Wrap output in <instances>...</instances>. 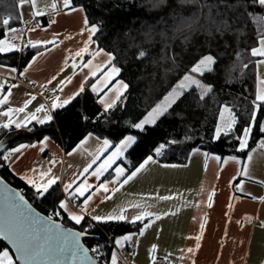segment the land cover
I'll return each mask as SVG.
<instances>
[{
  "label": "crops",
  "instance_id": "0c3cea01",
  "mask_svg": "<svg viewBox=\"0 0 264 264\" xmlns=\"http://www.w3.org/2000/svg\"><path fill=\"white\" fill-rule=\"evenodd\" d=\"M58 7L61 9L59 12H50L46 9L49 14L42 17H33L31 15L33 9L30 5L25 4L20 7V25L29 26V30L35 28V31L28 30L25 39L22 32V49L32 48L30 45L26 46L29 39L55 40V43L36 48V53L25 67L33 57H37L36 63L24 75L20 72L25 67L22 69L6 65L0 67V83L7 82L4 94H7L10 85H17L11 88L9 102L0 106V112L6 111L8 107H23L26 101H30L23 113L12 115V119L20 123L21 127H16V123H13L8 127L11 130L51 122L54 112L66 106L52 108V102L57 96L62 102L77 92L85 73L89 74L85 86L89 84L90 92L104 110V105L100 103L101 98L107 102L114 97L116 88H119L117 81L121 80L120 73L112 78L106 87L98 83V92L91 90V84L103 81L110 66L102 68L95 77L91 76L89 68L81 71L78 67H72L73 62L76 64L87 62L91 59L89 53L99 47L95 42L89 45V53L69 59L88 39L87 31L80 35L81 30L85 28L84 22L87 18L84 10L79 6H74L76 11L63 9L62 4ZM43 19H46L47 24H43ZM51 20L56 22L49 26ZM16 29V33L21 34L22 29L18 27ZM92 39L94 40V36ZM39 52H44V55L38 56ZM257 58V61L264 59V57ZM105 59L103 55L97 57L92 67ZM10 68H16L17 71L10 72ZM69 78H71L70 83L67 82ZM259 79H264V64L257 65V88L264 87L259 85ZM62 81L65 83L61 84ZM61 87L63 91H60ZM110 88L113 89L112 92L108 91ZM127 90L128 88L121 89L123 92L121 99ZM41 104L45 105V109L37 113L36 109ZM32 113H35L37 119H44L45 122L38 123L37 119L26 120L25 117ZM47 115H51L52 119H45ZM7 122L8 117L0 115V124ZM127 136L116 144L108 140L110 146L100 152L87 173L83 172V168L91 163L97 150L102 148L103 141L107 140L93 134L86 135L68 152L49 135L30 142L21 141L6 152L5 155H8L13 149L24 146L20 152L6 161V165L15 176L30 187L32 186L27 183L25 176L39 182V172L51 169V174L59 177L53 187L59 185L64 194L63 199H67L68 193L63 191V187L73 179L76 182L73 185L75 188L85 179L90 185L115 179L117 167L125 168V175L130 173L122 160L136 142L125 149L123 155L103 175L100 177L91 175L116 151ZM245 169L248 171L247 176L243 175ZM109 187H118V190L107 194L101 190L100 194L94 196L88 205L89 214L85 215V220L81 224L69 221L81 226L86 220H92L91 216L119 214L121 209L125 210L124 214L129 218L126 222L129 223H132V217L142 210L151 211L161 217L160 219L145 218V221L147 220L145 223L151 221V226L144 230L143 235H139V231L116 236L113 255H116L117 261L123 259L128 264H162L160 260L167 256V264H264V137L244 160L223 158L201 150H195L185 164L162 163L153 157V160L149 161L127 184L122 187L119 185H109ZM104 195L109 198L103 199ZM162 196H171L173 199L167 201L158 199ZM83 199L84 197L78 196L74 201H70V208L79 212L80 207H83ZM137 203L141 208L132 206ZM57 211H61V214L68 218L67 213L60 210L59 206ZM110 221L117 220L106 222ZM127 235H131L132 239L124 241L122 238ZM197 236L200 237L199 241L196 240ZM117 240H121V243L117 244ZM197 243L200 245L199 248H196ZM188 248H193L194 251L188 253Z\"/></svg>",
  "mask_w": 264,
  "mask_h": 264
},
{
  "label": "trees",
  "instance_id": "16d2710c",
  "mask_svg": "<svg viewBox=\"0 0 264 264\" xmlns=\"http://www.w3.org/2000/svg\"><path fill=\"white\" fill-rule=\"evenodd\" d=\"M228 2L235 3L236 0ZM73 6L84 10L89 25H101L94 40L100 49L115 55L114 63L121 68L119 79L129 85L128 90L106 112L87 84L80 96L54 112L51 122L28 127L33 131L40 130V135L16 141L9 149L21 141L30 142L46 135L67 152L88 134L107 139L113 144L132 135L136 137V143L122 160L131 172L149 156L162 163L185 164L195 150L244 160L264 137V132L260 131V126L264 125L262 108L257 113V123L243 151L236 138L248 125L257 91L258 58L253 57L250 50L258 45L264 32L257 22L258 16L251 19L247 14L241 16L239 10L226 9L219 4V0H196L192 3L165 0L158 5L156 0H73ZM210 9L216 20L227 19L230 27L216 31L207 19ZM247 12L264 14V9L256 7L247 9ZM9 16L12 22L7 28L0 26V39L5 37L8 28L20 24L18 0H0V20ZM235 17H239V20ZM182 19L194 22L191 27L185 26L177 32L175 29L181 25ZM43 21V24H47L46 19ZM149 29L155 35L156 42L145 45L143 33ZM159 33H164L167 39H162ZM141 48L148 55L137 59ZM36 50L24 47L21 51L0 54V65L22 69ZM208 54L216 60L212 70L205 71L203 76L196 74L203 84L211 86L212 91L208 96L201 100L199 90L193 86L155 125H146L143 131L131 126L142 120L190 68ZM225 105L232 108L238 122L233 132L221 134L216 139L219 113ZM10 130L1 127L0 139ZM5 154L0 156L1 177L17 188L41 213L52 215L54 210L57 211L64 197L60 186L50 189V194L44 197L36 195L32 187L10 171L3 159ZM56 219L66 226L86 232L88 237L85 243L89 248L95 240H103L107 236L114 239L119 235L139 232L147 221H110L98 223L99 226L89 229L87 220L81 226H76L65 215L61 214ZM5 247L7 245L0 239V249Z\"/></svg>",
  "mask_w": 264,
  "mask_h": 264
},
{
  "label": "snow or ice",
  "instance_id": "6c2138e0",
  "mask_svg": "<svg viewBox=\"0 0 264 264\" xmlns=\"http://www.w3.org/2000/svg\"><path fill=\"white\" fill-rule=\"evenodd\" d=\"M165 0H156L157 5L164 3ZM185 3L196 2V0H183ZM19 6L27 4L30 5L33 9L31 15L33 17H42L50 12H59L61 9L58 5L62 4L63 9H69L71 11H76L77 9L73 6V0H18ZM219 4L224 5L226 9L231 10H239L241 12V16L247 14L250 19L259 17L258 23L261 24L262 29H264V14H258L255 12H247V9L251 8H262L264 9V0H236L235 3H229L228 0H219ZM40 5H43L42 7ZM49 10V11H46ZM217 15H220L217 12ZM210 24L214 25L216 31H222L224 29H228L230 27L227 19L216 20L212 14L211 9L209 10V15L207 17ZM237 21L239 17H235ZM12 22V17H5L0 20V26L7 28ZM55 20H51L49 26L52 23H55ZM194 21L185 22L183 19L181 21V25L178 26L175 31L180 32L183 30V27H191ZM85 28L81 30L80 35H83L85 31L88 32V39L85 42L84 46L80 48L78 51L73 53L72 57L69 59H74V57H81L85 53H89V45L95 43L92 39L93 36L96 35L101 30V25H89L87 19H85ZM11 32H16V28H9ZM29 31H35V28L30 29ZM162 39H167L164 33L158 34ZM17 39L13 37L12 39L3 38L0 39V54L11 53L14 51H19L20 49L17 47L15 43L12 41ZM156 42V37L153 35L151 29L143 33V43L145 45H151ZM55 43V40H31L27 41L26 46H31L32 48H38L42 45L46 46L48 44ZM137 47H140L137 45ZM167 47V45H165ZM251 55L253 57H264V32H262L259 40L258 46L253 47L250 50ZM44 52H39L38 56H43ZM91 59L87 60V62H82L81 64H76L73 62V68H80L81 71L85 68H89L91 70V76L95 77L97 72L100 71L104 67H109V72L105 73V77L103 81H97V83L91 84V90L93 92H98L99 89L97 84L100 83L102 86L106 87L111 79L115 76L119 75L121 72V68L117 67L114 63L116 57L113 53L107 52L104 49L97 48L95 51L89 53ZM103 55L106 59L100 63H97L93 68V61L96 60L97 57ZM148 52L141 48V50L137 53V59H143L147 57ZM37 57H33L32 61L20 72L21 75L27 73L36 63ZM67 62V61H66ZM216 63L215 58L211 55H205L194 66H192L188 73H186L180 81L165 95L160 103H157L150 111L147 112V115L140 120L138 123L131 125L135 129L143 131L145 125H155L157 120L169 113V109L176 104V102L185 94L186 91H190L193 86L195 89L199 90V98L203 100L206 96L211 93V86L205 85L202 83L200 79H197L193 74H199L203 76L205 71H211V65ZM264 64V59H260L257 61V65ZM0 67H4V65H0ZM247 67V64L244 65ZM10 72H16V68H10ZM89 78V74L85 73L84 79L81 82L79 89L72 96L65 98L62 102L60 101L59 96L55 98L52 102V108H60L71 102L76 96L80 95L85 90V84ZM68 83L71 82V78L68 79ZM5 83H7L5 81ZM5 83H0V106L7 105L9 102V96L11 95V88L17 87V85L12 84L9 86V90L7 94H4L5 91ZM65 82H61L64 84ZM119 88H116L114 97L107 102L104 98H101L100 103L104 105L105 111L107 112L111 109L117 101H120L123 92L121 89L126 90L129 85L125 83L123 80L117 81ZM259 85L264 86V79H259ZM115 87V86H113ZM60 91H63L62 87ZM112 92L113 89L110 88L108 90ZM107 95V93H105ZM35 99V97H32ZM30 101H26L23 107L12 108L8 107L6 111L0 112V115L4 117H8V122L4 124H0V127L8 128L13 123H16L15 120L12 119V115L15 113H23L25 108L27 107ZM253 109L251 112V117L248 122V125L243 127L242 134L236 137L239 140V148L243 151L247 145L248 140L251 136L253 127L257 123V113L264 108V87H258L255 93V99L252 101ZM45 109V105L41 104L36 112L39 113ZM225 113H227V118L225 117ZM26 120L37 119L35 113H32L30 116L25 117ZM47 120H51V115H47ZM219 119L223 122V124H218L215 130V137L219 139L221 136V132L223 131L224 135H228L233 132L234 126L238 122L237 115L233 112L232 108L225 105L223 109L219 113ZM38 123H44V119H37ZM16 127H21L20 123H16ZM260 131L264 132V125L260 126ZM136 142V137L132 135H128L124 140L121 141L120 145L116 148V151L113 152L103 164L99 166L95 171L91 173L94 177H100L103 173L111 167L115 161L123 155L125 149ZM110 146V142L108 140L103 141L102 148L97 150L95 157L86 167L83 168V172L87 173L89 169L92 167V164L95 163L96 158H98L100 152ZM24 146H21V148ZM21 148L13 149L8 155H5L3 159L8 161L12 155L21 151ZM157 152H160V149H157ZM219 160L220 157H214ZM153 157L149 156L143 163H141L135 170L131 171L127 175H125L126 169L123 167H117L115 169V179L106 180L97 185H90L85 179L83 182L78 184L75 188L73 185L76 183L75 179L64 184L63 191L68 193V198L63 199L59 202V209L64 213H67L68 219L73 221L75 224H81L82 221L85 220V215L89 214L88 205L92 201L93 197L100 194L101 190L104 194L109 192H115L118 190V187L110 188L109 185H119L122 187L124 184H127L130 180H132L144 167L152 161ZM54 163V162H53ZM175 167V165H173ZM33 171H36L33 169ZM243 175L247 176L248 171L245 169L243 171ZM40 180L39 182L36 179L28 178L25 176L24 178L27 180V183L30 184L36 191V195L44 197L50 194V189H52L53 185L57 184L59 177L51 174V169L47 171L39 172ZM123 177V179H120ZM92 189H95L92 191ZM86 193H89L86 195ZM79 197H84L82 203L83 207L76 205V207H80V211H73L69 206L70 201H74ZM109 198L107 195L103 196V199ZM160 200H170L173 199L171 196H162L158 197ZM135 208H141L140 204L132 205ZM211 206V205H209ZM148 207H152V205H148ZM124 209H121L119 214L108 215V216H91L92 220L95 221H108V220H117V221H126L128 220V216L124 214ZM61 216V211H55L52 215L42 216L39 213L35 212V210L31 207L27 200H25L24 196L20 193H13L11 189H8L4 195V208L0 210V236H3L4 239L9 240L12 245H14L16 253L15 256L11 253V251L5 247L0 249V264H16L17 260H23L25 264H49V261H52L55 264V257L58 255H62L66 252H70L74 257H83L88 258V249L84 248L80 244V237L86 235V232H72L71 230L64 229L63 225L57 222L56 217ZM155 217V219H160V215L153 213L151 211L142 210L139 214L132 217L131 222L136 223L144 222L145 218ZM151 226V221L149 223H143V228L140 230L139 235L144 234V230ZM203 228V225L201 226ZM67 233V235H65ZM71 241V247L65 243V241ZM124 241H128L132 239L131 235L124 236L122 238ZM200 237L197 236L196 240L199 241ZM54 241H57L54 243ZM117 244L121 243V240L116 241ZM199 243L196 244V248H199ZM153 250H155V246H153ZM93 252H97L98 249H92ZM183 251V250H182ZM194 251L193 248H188L187 252L192 253ZM167 256L165 259L167 260ZM180 259H184V257H180ZM111 264H117V257L113 255L111 258Z\"/></svg>",
  "mask_w": 264,
  "mask_h": 264
},
{
  "label": "water",
  "instance_id": "95a60500",
  "mask_svg": "<svg viewBox=\"0 0 264 264\" xmlns=\"http://www.w3.org/2000/svg\"><path fill=\"white\" fill-rule=\"evenodd\" d=\"M40 130H30L28 128H17L12 129L8 131L1 139H0V156L3 155L5 152L9 150V148L12 146L13 143L16 141L22 140V139H32L40 135ZM8 189H11L13 193H20L21 192L12 186L9 182H7L3 177L0 175V210H3L4 208V195L7 192ZM26 200V199H25ZM28 201V200H27ZM28 203L31 205V207L35 210V212L39 213L42 216H46L45 214L38 211L29 201ZM58 223L63 225L64 229L71 230L72 232H81L77 228H72L69 226L64 225L60 220H57ZM67 235V233H65ZM87 235L80 237V244L88 249V258L81 257H74L70 252H66L62 255H58L55 257V264H104L100 258L86 245L85 239L87 238ZM0 239L4 241V243L7 245V247L12 251V254L15 256L16 250L14 245L7 240L4 239L3 236H0ZM57 241H54L56 243ZM65 243L68 245V247H71V241L70 239L65 241ZM92 251V252H91ZM17 264H25L23 260H17ZM49 264H53L52 261H49Z\"/></svg>",
  "mask_w": 264,
  "mask_h": 264
},
{
  "label": "built area",
  "instance_id": "2783aa9c",
  "mask_svg": "<svg viewBox=\"0 0 264 264\" xmlns=\"http://www.w3.org/2000/svg\"><path fill=\"white\" fill-rule=\"evenodd\" d=\"M18 28L22 29L23 32V38L25 39L27 32L29 30V26H21L20 24L18 25ZM87 227L89 229L91 228H95L97 226H99L98 223L92 221V220H87ZM92 249H98L97 252H94L99 258L100 260L104 263V264H111V258L113 256V252L115 251V242L114 239L110 236H107L106 238H104L103 240H95V242L92 244L91 248ZM120 261H117V264H128L127 262H125L123 259H119ZM162 264H167L166 259L162 258L161 260Z\"/></svg>",
  "mask_w": 264,
  "mask_h": 264
},
{
  "label": "rangeland",
  "instance_id": "374dc122",
  "mask_svg": "<svg viewBox=\"0 0 264 264\" xmlns=\"http://www.w3.org/2000/svg\"><path fill=\"white\" fill-rule=\"evenodd\" d=\"M20 21H21V19H20ZM24 25H25V24H24ZM16 26H17V25H16ZM11 28H16V27L14 26V27H11ZM8 29H9V28H8ZM8 29L6 30V34H5V37H4V38H6V37L9 38V39H12L13 37L17 38V39H14L12 42L15 43V44L17 45V47L20 49L19 51H21V50H22V46H21V40H22L21 36H22V31H21V34H20V33H16L17 31L13 33V32H11V31H9ZM212 66H213V65H211L210 67L212 68ZM193 75H195L197 79H200L196 74H193ZM200 80H201V79H200ZM179 81H180V80H179ZM179 81H178V82H179ZM178 82H177V83H178ZM177 83H176V84H177ZM170 91H171V90H170ZM167 94H168V93H167ZM167 94H166V95H167ZM161 101H162V100H161ZM161 101H160V102H161ZM160 102H159V103H160ZM227 115H228V114L225 113V117H226V118H227ZM160 118H161V117H160ZM160 118H159V119H160ZM159 119H158V120H159ZM158 120H157V121H158ZM218 124H223V122L219 119ZM145 126H146V125H145ZM221 134H223V131L221 132ZM248 141H249V140H248Z\"/></svg>",
  "mask_w": 264,
  "mask_h": 264
}]
</instances>
